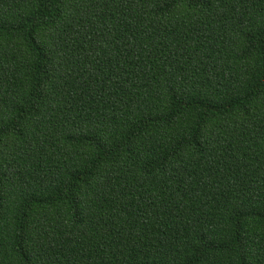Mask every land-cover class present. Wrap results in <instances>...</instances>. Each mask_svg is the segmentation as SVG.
<instances>
[{"label":"trees","instance_id":"trees-1","mask_svg":"<svg viewBox=\"0 0 264 264\" xmlns=\"http://www.w3.org/2000/svg\"><path fill=\"white\" fill-rule=\"evenodd\" d=\"M0 264H264V0H0Z\"/></svg>","mask_w":264,"mask_h":264}]
</instances>
